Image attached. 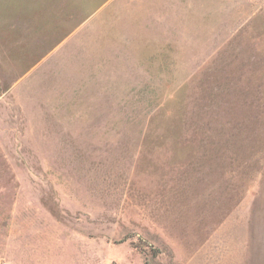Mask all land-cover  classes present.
<instances>
[{"label": "rangeland", "instance_id": "1", "mask_svg": "<svg viewBox=\"0 0 264 264\" xmlns=\"http://www.w3.org/2000/svg\"><path fill=\"white\" fill-rule=\"evenodd\" d=\"M0 264H264V0H0Z\"/></svg>", "mask_w": 264, "mask_h": 264}]
</instances>
